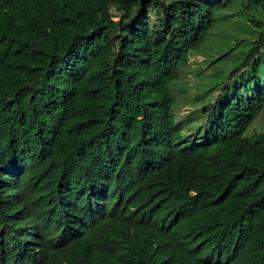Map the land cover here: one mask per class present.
Masks as SVG:
<instances>
[{
	"label": "trees",
	"instance_id": "obj_1",
	"mask_svg": "<svg viewBox=\"0 0 264 264\" xmlns=\"http://www.w3.org/2000/svg\"><path fill=\"white\" fill-rule=\"evenodd\" d=\"M263 111L264 0H0V264H264Z\"/></svg>",
	"mask_w": 264,
	"mask_h": 264
},
{
	"label": "rangeland",
	"instance_id": "obj_2",
	"mask_svg": "<svg viewBox=\"0 0 264 264\" xmlns=\"http://www.w3.org/2000/svg\"><path fill=\"white\" fill-rule=\"evenodd\" d=\"M203 59V57L201 56H196V57H191L190 58V61H193V60H196V61H201ZM205 68V67H204ZM205 71H208V69H203ZM187 80L189 82H192L193 79L191 78V76H186ZM192 114V108L186 104H184L181 109H180V112L178 114V116H190ZM264 123V111L258 116V118L256 119V121L254 122L253 124V127L256 126V125H260V124H263Z\"/></svg>",
	"mask_w": 264,
	"mask_h": 264
}]
</instances>
